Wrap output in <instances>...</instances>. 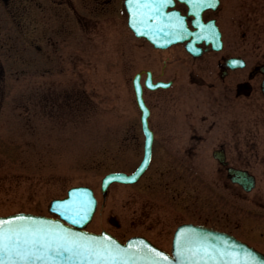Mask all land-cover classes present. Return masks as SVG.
<instances>
[{
    "label": "rangeland",
    "instance_id": "1",
    "mask_svg": "<svg viewBox=\"0 0 264 264\" xmlns=\"http://www.w3.org/2000/svg\"><path fill=\"white\" fill-rule=\"evenodd\" d=\"M9 1L0 28V216L22 212L53 217L50 202L64 198L69 188L84 186L97 199L96 212L85 227L89 232L104 231L121 242L144 237L170 252L178 226L201 224L229 232L264 253L263 210L253 209V217L241 213L251 207L248 202L209 201L206 142L198 145L203 153L182 155L184 163L174 173L159 170L156 161L137 184L111 185L103 197L102 178L111 172L130 173L142 158L140 114L127 78L132 85L136 73L152 66L153 48L127 31L120 18L123 26L118 23L116 33L109 31L101 42H85L80 59L71 44L67 57L62 34L66 1ZM71 2L76 10L88 11V0ZM111 7H121V2L112 0ZM50 20L56 26L51 42L34 39L35 21ZM223 29L230 45L243 43L236 28L227 23ZM34 46L44 55L37 56ZM190 97L181 98L186 103L178 112L181 116L192 104ZM188 124L179 128L185 134ZM187 159L190 164H185ZM167 176L173 181L164 188L160 181L167 182ZM254 193L264 195L263 180ZM228 215L232 222L242 216V225L235 228L226 222Z\"/></svg>",
    "mask_w": 264,
    "mask_h": 264
},
{
    "label": "flooded vegetation",
    "instance_id": "2",
    "mask_svg": "<svg viewBox=\"0 0 264 264\" xmlns=\"http://www.w3.org/2000/svg\"><path fill=\"white\" fill-rule=\"evenodd\" d=\"M65 1L68 15L62 24V34L67 43V57L71 53V44L74 51L77 49L74 56L80 59L85 42H101L104 37H109V31L117 32L118 23L127 26L124 0H119L121 7H111L112 0H88L87 12L77 11L71 0ZM9 2L0 0V28L5 25ZM225 3L219 0L216 7L206 9L200 15L204 24L218 27L222 42L220 50L212 49V44L206 41L196 45L200 51L194 55L186 51V43L166 50H153L152 66L139 71L153 136L149 168L159 161V170L174 173L184 163L182 155L203 153L198 145L206 142L204 154L209 157L208 184L212 191L209 201L218 198L227 205L248 202L251 207L243 208L241 213L244 211L255 217L257 212L253 209L264 211V195L253 194L260 179L264 183V0ZM167 12L184 18L188 27L196 30L193 22L197 16L190 13L185 3L173 0ZM97 15L103 18L99 19ZM227 23L240 31L242 44L226 42L223 28ZM55 27L51 20L46 24L35 21L34 39L49 42ZM34 48L37 56L44 55L40 46ZM133 63L130 61L129 66ZM0 69V76H3L1 65ZM146 71L151 72L153 83L162 81L169 83V87L156 91L146 89L143 82ZM127 87L133 102L134 91L129 77ZM186 95L191 96L192 104L187 105L188 110L181 116L178 112L186 105L181 98ZM183 122H189L186 134L179 129ZM185 164L190 161L187 159ZM167 177V182L160 181L164 188L170 187L168 183L173 181L172 177ZM172 199L175 200L176 195ZM224 217L235 228L242 225V216L235 222L229 215Z\"/></svg>",
    "mask_w": 264,
    "mask_h": 264
},
{
    "label": "snow or ice",
    "instance_id": "3",
    "mask_svg": "<svg viewBox=\"0 0 264 264\" xmlns=\"http://www.w3.org/2000/svg\"><path fill=\"white\" fill-rule=\"evenodd\" d=\"M170 0H162L168 3ZM208 0H192L194 11L207 4ZM162 3L153 0H130V6L140 13L145 8H158ZM135 23L133 27H135ZM175 27L183 29V23L177 22ZM61 215L74 224H79L87 217L92 200L61 201ZM177 256L195 259L200 253L203 260L215 259L210 255L208 245L200 242L192 232L177 236ZM181 241L195 244L194 250L180 247ZM141 247L134 249L132 244L123 248L110 236H93L84 232H74L56 222H45L31 215H14L8 219H0V264H163L169 257L140 242ZM221 259L231 253L219 251ZM170 264V262H169ZM231 264H239L237 258H231Z\"/></svg>",
    "mask_w": 264,
    "mask_h": 264
},
{
    "label": "water",
    "instance_id": "4",
    "mask_svg": "<svg viewBox=\"0 0 264 264\" xmlns=\"http://www.w3.org/2000/svg\"><path fill=\"white\" fill-rule=\"evenodd\" d=\"M183 1L187 2L191 6V8L194 9V5H192V0H183ZM211 1L217 2V0H210L207 2L206 5H208L209 2L211 3ZM156 9H157L158 13L161 11V9H159V8H156ZM202 9L203 8H199L198 11H200ZM139 22H140V18H139V16H136V20L134 22L136 25L134 27L135 30H136V27L140 28ZM152 24H153L152 26H151V24H149L150 28H151L150 32L155 31L154 34L162 36L163 32L157 31V29H161L162 27H160V26L158 27L155 23H152ZM169 25H171V24H169ZM167 29H168V27H167ZM174 29L176 30V32H175L176 38L166 42L165 46H163V44H161V43H155L154 42V44L156 46H158L159 48H165L166 46H169L173 43H177L179 41L187 40L189 37L192 36L190 31L187 29L185 23H183V29L175 27V24H174ZM145 35H148V34H145ZM178 37H181V40H178ZM218 39H219V36L217 38V41H218ZM196 43L197 42L194 40L191 43V45L196 44ZM136 94H137V100H138L139 107L142 111V122L144 125V129H145V131H148L147 130L148 110L146 109V107L143 103V100H142L141 88L137 84H136ZM150 148H151V137L148 135L147 142H146L144 166L141 167L140 170L136 174L131 175V176H126L123 174H110V175L106 176L103 180V185H102L103 192H106L107 187L113 182H119V183H133V182H135L139 178V176L143 173V171L146 169V167L149 163ZM72 200H76V201L92 200L93 201V203L89 206V211H88L87 217L85 219H83L82 222L79 224L72 223L71 220L67 219L66 216L61 215V211H58V209L63 208V205L60 203L61 201H72ZM95 208H96V200L94 199L92 191L88 188L81 187V188L71 189L68 192V197L66 199L60 200V201H55L53 203V205L51 207V211L57 213L60 216L61 220H59V219L54 220V219L46 218L43 216H35V215H31V214H15V215H31V216L36 217V218L43 220L45 222H56L59 225L65 227V228H70L72 231L77 232V233L84 232V233L91 234L93 236H110V235L105 234V233L93 234V233L86 232L82 229L90 221V219H91V217L95 211ZM11 216H14V215H11ZM11 216L0 217V219L6 220V219L10 218ZM62 220L67 222L69 225H73L74 227H70L68 225H65L62 222ZM186 232L194 233L200 242H203L206 245H208L210 247V249H214V251H210V255L214 256L215 259L212 261H209L208 257H205L203 260H201L200 256L204 255L203 253H200L195 259H192V260L185 259L184 256H177L176 237L177 236H183V234ZM113 239L118 244H120L115 238H113ZM141 241H143L144 244L148 245L149 247L155 248L157 251H162V250L154 247L152 244H150L148 241H146L145 239H142V238L131 239L126 244H120V246L123 248H127L129 246V244H132L134 249H139L141 247V244H140ZM180 247L182 249H186V250H194L195 244L194 243L193 244H186L183 241H181ZM219 251H223L225 253H231V257H229L228 255H225V257L223 259H221L219 257V255L217 254ZM162 252H164V251H162ZM164 253L166 256L169 257V261H165V262H163V264H169V262H170V264H231V258L232 257L237 258L239 264H264V255L263 254L254 250L251 247H248L246 244L235 239L233 236H230L226 233L218 232L212 228H207V227H203V226H194V225H184V226H181L180 228H178V230L176 231V233L174 235V240H173V245H172V256H170L166 252H164Z\"/></svg>",
    "mask_w": 264,
    "mask_h": 264
},
{
    "label": "bare ground",
    "instance_id": "5",
    "mask_svg": "<svg viewBox=\"0 0 264 264\" xmlns=\"http://www.w3.org/2000/svg\"><path fill=\"white\" fill-rule=\"evenodd\" d=\"M150 15H148L146 13V15H144L143 13H140L139 18H140V22H139V29H143L145 31H150ZM125 18H126V22H127V14L125 13ZM93 219V218H92Z\"/></svg>",
    "mask_w": 264,
    "mask_h": 264
}]
</instances>
